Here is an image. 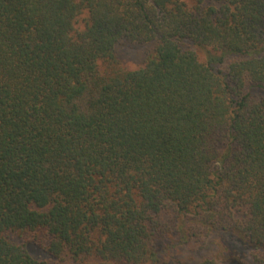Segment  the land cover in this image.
I'll return each instance as SVG.
<instances>
[{
  "label": "trees",
  "instance_id": "16d2710c",
  "mask_svg": "<svg viewBox=\"0 0 264 264\" xmlns=\"http://www.w3.org/2000/svg\"><path fill=\"white\" fill-rule=\"evenodd\" d=\"M0 264H264V0H0Z\"/></svg>",
  "mask_w": 264,
  "mask_h": 264
},
{
  "label": "rangeland",
  "instance_id": "374dc122",
  "mask_svg": "<svg viewBox=\"0 0 264 264\" xmlns=\"http://www.w3.org/2000/svg\"><path fill=\"white\" fill-rule=\"evenodd\" d=\"M154 49V45L152 44H129V45H124L121 48L118 49V56L120 57L121 60H123V64L127 66L128 68L131 69H137L142 66H144L146 58L148 57V54L151 53ZM201 57L203 58V54H201ZM174 220V215L173 213L168 212L163 216V222L170 223L172 224ZM175 234V233H174ZM12 241H14L17 244L23 243L24 239L19 237V235H11ZM210 239V238H209ZM224 239V238H223ZM217 242L218 236H213L210 239V242L206 245L207 249L204 251L205 254L207 255H216L217 251ZM27 249L29 253L38 260H50L49 255L39 247L35 242H29L27 243ZM183 252L181 253H175V256H179L182 258H188V257H195L196 250L195 248L187 247V248H182Z\"/></svg>",
  "mask_w": 264,
  "mask_h": 264
}]
</instances>
